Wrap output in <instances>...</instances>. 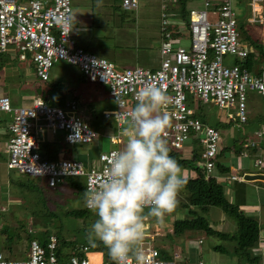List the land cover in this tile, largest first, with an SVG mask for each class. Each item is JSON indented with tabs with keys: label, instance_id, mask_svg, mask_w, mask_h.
Masks as SVG:
<instances>
[{
	"label": "built area",
	"instance_id": "built-area-1",
	"mask_svg": "<svg viewBox=\"0 0 264 264\" xmlns=\"http://www.w3.org/2000/svg\"><path fill=\"white\" fill-rule=\"evenodd\" d=\"M162 1L161 65L155 71L141 67L117 70L112 61L82 46L74 47L77 43L72 0H0V53H7L10 47H14L22 61H26L30 54L36 77L42 82L51 79V70L56 63L65 62L77 68L87 80L107 85L116 108L105 111L104 118L115 120L119 130L124 122L121 119L122 109L116 102L117 95L124 101L123 111H128L131 110L130 100L136 102V93L145 83L162 84L173 101L165 109L171 120L166 130L167 142L178 150H184L190 141L197 142L208 178L245 182L246 174H219L217 163L223 152V135L197 117L196 110L188 103V93L193 94L194 103H213L219 109L231 111L227 123L242 127L249 122V92H257L264 98V68L251 70L246 66L250 51L240 35L236 0H215L218 3V20L215 23L209 19L210 0H204L205 10L192 8L188 11L189 48L178 43L184 35L176 27L184 24L185 20L180 23L171 20L175 16L172 9L177 3ZM249 5L248 23L263 26L264 0H249ZM122 6L125 11H136L139 0H123ZM61 18L69 20L68 26L58 23ZM228 55L236 57L241 63L236 62L231 67L225 65L224 58ZM11 112L15 113V117L9 127L12 136L4 150L7 166L20 175L45 179L49 188L64 184L65 179L70 177H84L86 187L89 183L98 184L111 155L119 151L112 149L101 153L100 165L89 169L75 159L47 161L40 152L39 132L49 131L53 135L64 132L69 145H90L96 138L97 132L81 112L78 102L53 107L37 96L29 105L13 108L10 97H0V114ZM254 137L245 141L240 157L255 155L254 165L258 171L255 175L264 176V124L262 129L254 131ZM111 139L115 145L122 142L117 136ZM7 211L1 207L0 216ZM1 233L0 221V236ZM28 233L36 234L32 225L28 227ZM160 236V230L153 231L147 221L143 241L145 264H191L181 262L179 255L165 258L157 243L153 244L154 238ZM28 246V256L18 260L7 259L0 251V264H114L89 247L80 249L82 256L74 254L62 260L58 256L59 240L56 235L50 236L47 247L38 239L29 241ZM97 255L101 256L98 261L95 258ZM197 264L206 263L201 260Z\"/></svg>",
	"mask_w": 264,
	"mask_h": 264
},
{
	"label": "rangeland",
	"instance_id": "rangeland-1",
	"mask_svg": "<svg viewBox=\"0 0 264 264\" xmlns=\"http://www.w3.org/2000/svg\"><path fill=\"white\" fill-rule=\"evenodd\" d=\"M210 1L211 6L208 8L209 19L212 23H215L218 20V13L216 10L218 3L216 4L215 0ZM162 3V0H159V2L158 0H151L152 8L145 16V21L142 19L137 21L134 13H130V15L126 18H130L131 20H128L125 23H118L115 27L114 23H116V19L118 18H113L115 16L109 13L110 11H108V7L114 4L121 6L123 4L122 0H72V21L75 26V28L73 26V29H86L85 31L89 30V33L87 34L89 40L86 43L87 46L92 45L89 51L115 63L117 70L122 71L126 67L135 68L132 61H136L138 56H161V54H159V49L161 48L163 42L161 35ZM246 5L247 1L242 4L240 10L237 9V13L239 15V25L243 22L247 23V14L250 13V11L247 9L248 12H246ZM192 8L205 10L204 0H189L186 9L189 11ZM180 12V8L177 6L174 13L177 14ZM180 19L182 20L183 18L180 17ZM171 20L173 23L175 20L178 21L177 18H171ZM243 26V31L245 33L248 34L250 32L255 35L257 39L260 38L264 43V25H255L251 26V28L248 24ZM176 28L184 30V36H182V39L179 40L178 43L181 46L189 48L190 37L187 35L189 30L188 21L185 20L184 24H181ZM77 45L78 44L74 45V47ZM30 56L31 55L29 54L27 60L22 61L19 52L14 47H10L7 53H0V97H10L13 108L20 107L19 105H22L23 103V105H27L26 103H28L31 98L29 99V90L27 91L25 89L27 88L33 90L34 84L38 81L36 77V70ZM147 60L148 57L143 58V62L140 64V67L150 69L152 71L158 69L157 67L159 65L156 61L146 62ZM236 62L237 59L234 56L228 55L224 58V63L227 66L231 67ZM255 64L256 66H260V68H264V59L257 60ZM81 75L82 74H80L75 67L65 62L56 63L51 70V80L64 84L66 90H70V92L65 95L67 102L75 101L74 97H77L81 112L86 115L92 128L97 132V136L93 140L92 144L69 145L65 141L64 132H59L57 135H53L49 131H44L43 133L40 132L39 135L41 138L43 137L41 145L43 147H48L50 149L51 156L55 159H75L81 161L84 166L89 169L100 165L99 160L101 153L108 152L112 149L121 150L124 147L125 138L123 136V128L119 130L116 126L115 120H107L104 118L105 111H113L116 108V104L110 94V88L99 82H92L89 80L84 81L80 77ZM24 95L28 96V98H26V103L23 100ZM32 96L33 98L37 97L36 92H33ZM188 98V103L196 110V114L197 112L199 113V107L202 106L200 113L203 114L204 119L208 120V125L218 129L222 133L223 143L221 146L222 150L225 149L223 150L225 156L222 157L221 155L218 158V162L223 165L225 164L230 166L231 164L232 159H230L229 156L231 154H228L230 153L228 150L233 152V150L240 147L244 141L255 138L254 131L262 129L264 124V98L257 92H249L248 115L250 121L247 125L242 127L234 125L228 126L227 116L231 111L228 112L224 109H219L214 106L213 103L208 105L201 104L200 102L194 103L192 100L194 98L193 94L188 93ZM88 103L93 105V109H88ZM134 103L135 102L130 100L129 107L132 108ZM14 117V112L0 114V125L4 128L2 132H7L8 127L14 121ZM199 118L201 120L203 119L201 117ZM169 121L171 122L170 119ZM9 135L10 137L12 136L10 131ZM112 136L119 137L122 142L119 145L113 144L111 139ZM238 141L242 143H238ZM191 147L195 148L197 151L200 150V146L197 142L190 141L186 144L184 150L181 151L184 158L192 159L193 150ZM232 157H237V161L233 160L235 161L233 164L241 170L240 174H245L246 172H258L254 165L255 155L244 158L239 157L237 153H234ZM195 174L196 172L193 169L183 170V175L186 179L193 177ZM14 178H26V176L10 170L7 166V156H0V198L4 199H0V204L6 205L4 208L8 210L6 215L7 218H10V222H12L13 216H20L24 221H26L25 216H27V210L25 208L29 207L30 212L33 208V200L31 198H29V200L28 198L24 200L23 197L20 196L19 192L13 190L10 181ZM77 179L86 183V179L84 177ZM247 189L251 194H253L254 188L252 185H249ZM253 196H255V194H253ZM49 202L50 210L60 215L62 222L61 226H58V228L62 227L63 230L59 229V231L65 235L68 241L71 242L75 239L79 241V244H82L85 240V233L89 230L90 226L97 218L96 215L92 211H89L87 219H77L65 215L66 212L86 208V205L82 200V196H79L69 187H66L60 195H52V199H50ZM36 209L44 213L43 215L47 214V210H45L42 205ZM215 209L220 210V208ZM213 213L214 212L211 211L210 215L203 214L207 217L210 223L211 221L209 219H212ZM186 218H188L186 210L175 208L172 213L165 216L162 223L155 219H149L148 221L151 222L152 230L156 231L158 230L157 227H159L161 233L160 237L154 238L156 240L153 244L157 243L159 248L165 250L170 255H179L181 257V262L183 263L188 261L185 256L187 255L191 264H197L199 260H203L207 264H212L211 259L214 260L213 263H220L228 259L231 261L230 264H237V262H233L235 256L224 255L213 249L215 246H224L226 248L231 247L230 244L232 242L230 241H224L211 236L209 237L204 232H188L185 236H174V222ZM232 222L236 223L233 219ZM232 222L230 223V227H234ZM35 223L36 221L33 218L29 219V226L31 227L32 225L34 230L37 232L36 234L40 235L41 230H37V227L34 226ZM16 224L19 223L17 222ZM235 226V230L233 231L234 235H236V232L238 231L236 224ZM40 228L45 229L43 225H41ZM58 228H55V233L58 231ZM24 230L26 231V227ZM24 230L21 232L22 235H24ZM55 233L53 235H55ZM149 233L152 234V231ZM19 235L21 236L20 233ZM22 239H25V237ZM201 240L204 244L199 247V241ZM180 244H184V246H181ZM232 244L234 245V243ZM26 245V241L19 245V254L12 258L13 260H18L21 257L26 258L28 256ZM177 245H179L178 247L180 248H177ZM257 247L258 246L252 250V254L256 257L261 256V261L264 264L263 255L256 252ZM64 248H66L64 250V254L71 253L69 247ZM174 249H177L174 251L175 253L173 252ZM200 249L202 250L201 252ZM18 255L22 256L20 257Z\"/></svg>",
	"mask_w": 264,
	"mask_h": 264
},
{
	"label": "clouds",
	"instance_id": "clouds-1",
	"mask_svg": "<svg viewBox=\"0 0 264 264\" xmlns=\"http://www.w3.org/2000/svg\"><path fill=\"white\" fill-rule=\"evenodd\" d=\"M58 23L70 22L61 18ZM116 102L122 109L125 144L111 155L100 182L89 183L84 191V203L97 217L86 239L102 242L114 264H145L146 222L162 223L187 183L166 140L170 121L165 109L173 101L162 84L148 82L137 91L131 110L123 111L118 95Z\"/></svg>",
	"mask_w": 264,
	"mask_h": 264
},
{
	"label": "trees",
	"instance_id": "trees-1",
	"mask_svg": "<svg viewBox=\"0 0 264 264\" xmlns=\"http://www.w3.org/2000/svg\"><path fill=\"white\" fill-rule=\"evenodd\" d=\"M245 1H247L246 12H248L247 9H250L249 0H236V10H240V7L243 3H245ZM188 2L189 0H177L176 2L185 20L187 19L188 11L186 9V6ZM245 24H248L250 28L252 26L248 23V21L247 23L243 22L241 25H239V31L241 38L250 51L246 66L253 70L260 67L256 66V61L264 59V43L260 38L257 39L256 36L251 34L250 32L248 34L245 33L243 31V25ZM91 46L92 45H86L84 47L85 49L90 50ZM237 63L241 62L237 61ZM80 77L82 78V80L87 81V79L82 75ZM37 80V83L34 84L37 96L42 97L50 106H66L68 102L65 98V95L69 93L70 90H66L64 84L52 80H49L47 82H42L38 78ZM74 99L78 102L77 97H74ZM87 106L88 109H93V105L91 103H88ZM201 108L202 106L199 107V113L197 112L196 115L197 117L199 116L203 118L202 121L208 124V120L204 119L203 114L200 113ZM228 126H231V124H228ZM167 143L171 150L170 155L179 162V164L182 166V169H193L196 172L193 177L186 179L187 183L179 194V203L176 208L180 210H186V212L188 213V218L174 222L173 235L176 237H180L185 236V234H187L188 232H204L209 237L211 236L217 239L234 243V245L232 243L230 244L231 247L226 248L224 246H215L213 249L224 255L238 257L239 264H263L261 261V256L256 257L252 254V250L256 246H258L260 239L259 222L256 219L245 214V212L241 210L239 205L230 201L229 196L225 192V187L227 186L226 184H231L232 182L225 181L223 179L219 180L216 177L208 178L205 169L202 166L203 160L200 151L193 150L192 159H186L182 156V150L175 149L169 142ZM238 143L242 142L238 141ZM245 143L246 142L244 141L243 144L236 149V153L239 157L244 149ZM40 152L42 157L47 161L57 160L53 156H51L50 149L46 146L43 147L41 145ZM218 163V172L222 175H228L224 173H229L230 169L218 166ZM10 184L13 190L19 192L20 196H22L24 200H26V198H28V200L29 198L33 200V208L30 210V212L29 207L25 208L27 210V216H25L26 221L18 220V223H22V225H20V228L23 229L27 224H29V219L33 218L36 221L35 225H33L37 227V230H41V233L40 235L30 234L28 233V229H26L28 241L38 239L44 247H47L48 239L55 233V228L61 226L62 222L60 219V215L53 212L49 208V200L52 199V195H60L66 187H69L76 194L82 196V200L84 202L83 194L86 190L85 183L81 182L77 178L72 177L66 178L64 184H61L55 188H49L46 180L43 178H31L29 176H26V178L11 179ZM40 205L44 206V209L47 210L46 215H43L44 213L36 209ZM213 207L222 209L224 213H226L236 222L238 228L236 235L217 231L212 227V224L203 214L208 215L210 209ZM89 211L90 210H87L86 208L76 209L74 211L66 212L65 215L77 219H87ZM0 221H2V218H0ZM9 221H6V223L3 225L2 233L0 236L1 250L6 251L5 253L7 259H10L12 257L11 255L15 252V246L19 247L20 242L22 241V238L18 233L19 226L16 228L17 230L13 229L11 224H9ZM41 225H43L45 229L40 228ZM59 229H62V227L58 228V231L55 233V235L59 240L58 256L60 259H68L71 255L74 254L82 256V253H80V249L82 247H89L92 252L102 253L107 261H112L108 249L103 245L102 242L97 241L95 244H91L88 242V240L86 239L88 231L85 233V240L82 242V244H79V241L75 239L71 242L68 241L65 235L61 231H59ZM12 241L17 245L13 246V244H11ZM64 247H69L71 253L64 254V250L66 249ZM162 254L165 258L169 259H172V257L174 256V254L171 256L165 250L162 251ZM97 256L95 258H97ZM186 260H188L187 263H190L187 257Z\"/></svg>",
	"mask_w": 264,
	"mask_h": 264
},
{
	"label": "crops",
	"instance_id": "crops-1",
	"mask_svg": "<svg viewBox=\"0 0 264 264\" xmlns=\"http://www.w3.org/2000/svg\"><path fill=\"white\" fill-rule=\"evenodd\" d=\"M112 2V1H111ZM116 2V1H115ZM123 2V0H122ZM159 2V0H158ZM173 2H177V0H173ZM174 4V3H173ZM171 8L173 7L172 5L170 6ZM110 11L109 13H111L112 15H114L115 17H113L114 19L115 18H118L116 19V23H114V26L116 27L118 23H125L127 22L128 20H131L130 18H126L130 15V13H134L135 15V19H137V21L139 19H142L145 21V16L147 15V13L149 12V10L152 8V4H151V0H139V8L138 10L136 11H125L123 9V6H118L117 4H114V5H111L110 7H108ZM154 8V7H153ZM156 8V7H155ZM177 8V5H175V7L173 8V12L175 11V9ZM161 12H162V8H161ZM118 13V14H117ZM182 12L180 13H177L178 14V22L180 23L181 21H184V17L182 16L181 14ZM176 14V13H175ZM124 17V18H123ZM180 17H182L183 19L181 20ZM140 21V20H139ZM147 21V20H146ZM180 24H178L179 26ZM75 28V26H74ZM77 28V27H76ZM86 29H83V30H74L75 32V39H76V43L80 46H86V43L87 41L89 40V37H87L88 33H89V30L88 31H85ZM179 31H181V35H183L184 33V30H181L179 29ZM188 35V34H187ZM154 38V37H153ZM77 45V46H78ZM153 49V48H151ZM159 54H160V49H159ZM148 57V60L146 62H153V61H156L158 63V69L160 68V65H161V56H138L136 61H132V64L135 65V68L136 67H140V64L143 62V58H146ZM127 58V56H126ZM118 61H121V60H118ZM124 61V60H123ZM129 67H126L124 69H128ZM143 68V67H141ZM77 69V68H76ZM78 70V69H77ZM150 70V69H149ZM78 72L80 73V71L78 70ZM81 74V73H80ZM25 90H29V102L26 103V98H28V96L24 95L23 97V100L25 101V103L28 105L32 102V99H33V96H32V93L35 92V88L32 90V89H25ZM24 104V103H23ZM22 105H19V106H23ZM10 127V126H9ZM9 127L7 129V132L4 133L2 132L4 130V128L1 127L0 125V156L1 157H4L6 156L4 154V150L6 149V146H7V143L9 141V139L11 138L10 135H9ZM40 133V132H39ZM43 133V132H42ZM39 138L40 135H39ZM43 138V137H42ZM42 138L40 140H42ZM225 150V149H223ZM227 150V149H226ZM230 152V150H228ZM236 153V149L233 150V152H230L228 154H231L229 155L230 156V159L231 160V164L230 166H227V165H223L221 164L220 162L218 163V166H221V167H225L226 169H230V172L229 173H224V174H230V173H241L240 169L238 167L235 166V164H233L235 161L233 160H236L237 157H232V155ZM225 156V153L222 152V157ZM222 159V158H221ZM237 161V160H236ZM219 170V169H218ZM221 174V173H219ZM246 176L248 175H252L254 176L256 173H249V172H246L245 173ZM222 175V174H221ZM227 186L225 187V192L227 193V195L229 196V199L231 202L237 204L240 206L241 210L243 212H245V214H247L248 216L256 219L258 222H259V225H260V239H259V243H258V247L256 249V252H258L260 255H263L264 257V180H248L247 182H233L232 184H226ZM249 185H252V187L254 188V192L253 194H255V196H253V194L250 193V191L247 189V187ZM1 200H4L3 198H0ZM5 207L6 205H2L0 204V207ZM214 212L212 214V219H209L212 223V227L217 230V231H221V232H225V233H229V234H233L234 230H235V224L234 222H232V219L231 217H229L226 213H224V211L222 209L218 210V209H215V207L211 208L210 209V212H209V215L210 213ZM7 212L3 213L0 218H2V227L3 225L6 223V221H9L10 218H7ZM17 217V218H16ZM13 220L12 222L9 221V224H11V226L13 227V229L17 230L16 228L19 226V229H18V233L21 234L22 238L25 237V239H22V243H24L26 241V247H27V251H28V245H29V241H28V235H27V232L24 230V228H20V225H22V223H19V224H16L18 222V220H21L23 221V218H21L20 216H13L12 217ZM232 222V224L234 225V227H230V223ZM17 226V227H16ZM150 226H151V222H150ZM29 227V224L26 225V229H28ZM152 227V226H151ZM158 230H160L159 227H157ZM24 230V235H22L21 232H23ZM202 241V240H201ZM200 242V241H199ZM21 243V242H20ZM21 243V244H22ZM11 244H13V246L17 245L15 242H11ZM20 244V245H21ZM204 242L202 244L199 243V247L203 246ZM181 246H184V244H180ZM179 245H177V248H180L178 247ZM187 246V245H186ZM16 248V251L11 255L12 258H14L15 256H17V254H19V250H18V247L15 246ZM188 248V247H187ZM13 249V248H12ZM11 249V250H12ZM177 250V249H174L173 252ZM0 251L4 254V256L6 257V251H2L1 250V245H0ZM27 251H26V254H27ZM189 251V250H188ZM202 250L200 249V252ZM175 253V252H174ZM204 255V254H203ZM18 256H22V255H18ZM100 255L97 256L96 260H100L101 256L99 257ZM172 256V255H171ZM187 257V255H185ZM24 257H21L19 259H23ZM212 261V264H230L231 261H229L228 259L226 261H223V262H220V263H213V259H211ZM238 257L235 256V259L233 262H237L238 264ZM203 261V260H202ZM207 264V263H206Z\"/></svg>",
	"mask_w": 264,
	"mask_h": 264
},
{
	"label": "water",
	"instance_id": "water-1",
	"mask_svg": "<svg viewBox=\"0 0 264 264\" xmlns=\"http://www.w3.org/2000/svg\"><path fill=\"white\" fill-rule=\"evenodd\" d=\"M246 179L247 180H264V176H262V175H254V176L248 175V176H246Z\"/></svg>",
	"mask_w": 264,
	"mask_h": 264
}]
</instances>
